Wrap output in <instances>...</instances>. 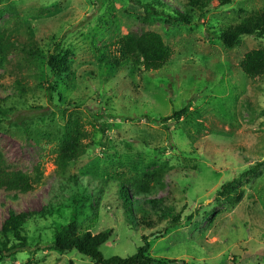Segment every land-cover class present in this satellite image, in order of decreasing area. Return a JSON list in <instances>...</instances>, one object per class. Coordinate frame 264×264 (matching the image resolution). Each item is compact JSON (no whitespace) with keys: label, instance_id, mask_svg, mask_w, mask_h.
<instances>
[{"label":"rangeland","instance_id":"rangeland-1","mask_svg":"<svg viewBox=\"0 0 264 264\" xmlns=\"http://www.w3.org/2000/svg\"><path fill=\"white\" fill-rule=\"evenodd\" d=\"M159 1L166 5L0 0V151L9 169L27 174L33 186L16 197L0 191V227L10 210H46L24 225L33 252H13L0 264H93L52 247L82 185L93 194L78 228L92 235L111 232L101 248L104 257L132 256L142 237L166 223L152 230L132 227L118 183L151 171L163 177L148 196L166 198L174 213L191 220L151 238L150 257L264 264V76L249 80L238 68L247 52L264 48V37H242L233 48L216 38L239 20L240 11L264 8V0H200L190 25L168 19L183 0ZM143 32L158 34L172 51L161 70L144 74L132 60L107 64L120 58L122 37ZM56 48L69 51V73L54 81L46 62ZM55 82L50 103L47 88ZM17 84L25 88L23 96ZM185 107L189 113L181 121H153ZM70 119L81 122L86 149L62 171L56 139Z\"/></svg>","mask_w":264,"mask_h":264},{"label":"trees","instance_id":"trees-1","mask_svg":"<svg viewBox=\"0 0 264 264\" xmlns=\"http://www.w3.org/2000/svg\"><path fill=\"white\" fill-rule=\"evenodd\" d=\"M157 6L164 7L166 3L159 0H153ZM181 9L172 8L173 17L168 16L169 21L175 24L190 25L195 16V11H200V0H183ZM230 0H223V4ZM169 7L171 5L169 4ZM191 7V8H190ZM239 20L230 24L225 30H222L216 38L221 41L226 48L237 46L242 37H253L259 39L264 37V8L252 9L249 12H243ZM3 36H0V43ZM120 48V58H112L107 62L108 65L118 67L122 61L132 60L135 66L140 67L142 73L157 72L161 70L170 60L172 51L161 37L154 32H143L141 34L129 33L118 41ZM47 58V68L50 77L62 80L64 75L69 73V51L55 50ZM241 73L249 80H256L264 76V48L253 49L247 52L238 63ZM16 90L20 96H23L25 88L17 84ZM57 82L49 84L48 99L52 103L53 94L56 93ZM53 93V94H52ZM57 102L61 100V95L57 94ZM188 107L171 113L165 118L153 120L154 122H165L168 120L181 121L188 115ZM195 123L196 126L200 125ZM198 124V125H197ZM81 122L78 119H70L63 128L60 136L56 139L55 148L56 163L63 171L70 164L76 162L84 155L86 145L80 141ZM101 132L105 129L101 127ZM159 171L144 173L140 180H121L118 184V198L123 209L125 217L129 224L133 226H142L147 230L156 228L159 224L166 223V226L159 231L151 234L149 237H142L136 252L127 258L119 256L104 257L101 248L109 241L111 232L104 231L92 235L87 230L78 228V217L83 210L90 207V200L93 192H89L86 185L78 183L77 176L70 180L73 184L81 186V191L77 192L71 200V212L69 222L55 231L52 239V247L60 254L75 251L80 256L89 259L93 264H185L176 260H156L149 256L150 239L161 238L169 230L182 226L183 222H189L191 215L184 218L181 213L175 211L167 204L166 198H150L148 195L153 186L158 185L162 178ZM30 177L21 171H12L8 167L4 155L0 151V191L13 193L14 197L18 194H25L33 189ZM134 197V198H133ZM139 201V202H138ZM148 207V211L144 207ZM149 211H152V216ZM46 210L40 212H15L10 210L6 219L0 227V259L7 258L13 252L32 253L33 249L29 246L24 225L26 222L36 216H45ZM138 215V220L136 219ZM28 263V262H27Z\"/></svg>","mask_w":264,"mask_h":264}]
</instances>
